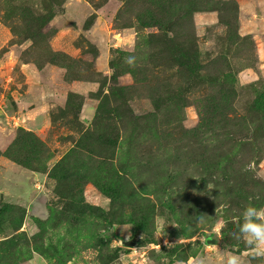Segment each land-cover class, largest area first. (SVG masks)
Listing matches in <instances>:
<instances>
[{
  "label": "rangeland",
  "instance_id": "374dc122",
  "mask_svg": "<svg viewBox=\"0 0 264 264\" xmlns=\"http://www.w3.org/2000/svg\"><path fill=\"white\" fill-rule=\"evenodd\" d=\"M261 96L264 0H0V264L243 255Z\"/></svg>",
  "mask_w": 264,
  "mask_h": 264
},
{
  "label": "clouds",
  "instance_id": "9594fccd",
  "mask_svg": "<svg viewBox=\"0 0 264 264\" xmlns=\"http://www.w3.org/2000/svg\"><path fill=\"white\" fill-rule=\"evenodd\" d=\"M125 63L134 67L136 57H125ZM241 220L238 232L234 234L238 240L244 241L246 251L243 255H237L233 251L220 252L224 257L222 264H252L253 260L264 259V207L258 208L249 203L241 213ZM222 227V224H218L217 230H222ZM172 246L174 245H167V247ZM205 247L208 246L205 245ZM182 264H211V261L207 255L203 254L184 261Z\"/></svg>",
  "mask_w": 264,
  "mask_h": 264
},
{
  "label": "water",
  "instance_id": "95a60500",
  "mask_svg": "<svg viewBox=\"0 0 264 264\" xmlns=\"http://www.w3.org/2000/svg\"><path fill=\"white\" fill-rule=\"evenodd\" d=\"M208 243H210V244H214L215 241H214L213 239H210V240L208 241ZM123 245H125V246H127V247H134V246H135V243H134L133 241H125V242H123Z\"/></svg>",
  "mask_w": 264,
  "mask_h": 264
},
{
  "label": "trees",
  "instance_id": "16d2710c",
  "mask_svg": "<svg viewBox=\"0 0 264 264\" xmlns=\"http://www.w3.org/2000/svg\"><path fill=\"white\" fill-rule=\"evenodd\" d=\"M259 103H260V108H261L262 110H264V97H263V96H261V97L259 98Z\"/></svg>",
  "mask_w": 264,
  "mask_h": 264
}]
</instances>
